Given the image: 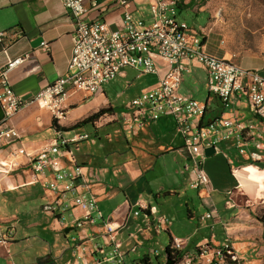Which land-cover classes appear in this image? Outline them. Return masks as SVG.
Wrapping results in <instances>:
<instances>
[{"label":"crops","instance_id":"crops-1","mask_svg":"<svg viewBox=\"0 0 264 264\" xmlns=\"http://www.w3.org/2000/svg\"><path fill=\"white\" fill-rule=\"evenodd\" d=\"M96 1V7L88 1V18L102 19L112 29L121 30L124 9L115 6V0ZM150 1L131 0L129 8L135 18L144 19L147 24L151 22ZM217 15L215 3L211 0L179 2V18L202 35L207 52L242 67L258 69L264 75V42L257 48L236 49L227 40ZM73 31V18L60 0H0V34L4 33L0 35V69L15 58H25L9 73L16 92L36 93L67 73ZM43 42H48L49 47L43 48ZM158 63L160 74L143 73L131 67L124 70L121 77L136 73L138 78L129 83L127 89L131 93L126 101H119L126 88L115 89L111 84L113 79L94 95L73 92L68 101L67 118L60 122L61 126L69 127L101 108L115 109L93 123L63 131L66 136L73 131L88 132L91 136L74 151L75 159L94 172L88 177L90 189L98 199L104 219L122 224L117 239L125 255L143 248L148 250L145 254L152 256L151 249L159 241H164L163 234L166 233L169 243L175 237L184 239L185 252L201 245L213 247L229 241L238 256L237 264H264V187L260 174L264 172V160L250 161L240 153L237 138L232 137L218 143L216 152L205 154L203 158L209 184L191 188L192 174L184 168L187 163H193V158L184 148V136L174 117L164 115L159 119H143L130 107L134 98L158 83L159 76L166 70L163 62ZM187 63L189 70L183 73L179 92L206 104L204 114L194 119L195 125L205 126L220 117H230L244 124L254 123L264 140V123L256 117L248 100L234 97L225 106L209 91L206 69L195 61ZM3 115L0 105V122ZM52 120L49 111L35 105L16 113L11 124L23 134L22 144L29 151H38L56 136ZM89 125L91 129H88ZM245 140V147L251 149L255 137L247 136ZM16 145L0 149V157L8 155ZM14 172L5 176L4 184L0 185V198L18 192L16 200L23 209L21 214L13 213L6 218L7 223L0 222V230L16 225L21 217L23 223L38 224L45 234L49 233L43 238L34 264H74L72 236L87 237L84 241L87 248H93L94 243L101 241L90 236L101 226L73 228L75 234H66L47 209L53 198L51 192L42 182H33L30 170L23 168ZM11 184L14 188L8 189L7 185ZM33 199L40 201V211L35 215L32 214L34 207H27L29 200ZM140 202L155 207L154 216L149 215L151 219L165 215L167 229L158 233L146 224L143 214L135 215ZM160 202L163 207H159ZM208 211L213 212L212 216L203 220L202 216ZM75 212L80 215L82 210L77 208ZM2 219L5 218L0 216ZM16 235L17 227L7 243H0V264L30 262L29 259L21 262L15 257L14 247L19 242ZM140 257L142 255H135L130 263L125 258V263L132 264Z\"/></svg>","mask_w":264,"mask_h":264},{"label":"built area","instance_id":"built-area-1","mask_svg":"<svg viewBox=\"0 0 264 264\" xmlns=\"http://www.w3.org/2000/svg\"><path fill=\"white\" fill-rule=\"evenodd\" d=\"M74 21L72 53L67 73L46 84L33 94H21L14 90L9 73L22 64L24 57L9 61L0 69V105L3 119L0 122V149L17 144L13 151L0 157V185L5 176L20 169H28L33 182H42L53 198L47 209L60 222L62 228L72 226L82 229L100 227L90 236L100 238L93 248H87V237L75 235L70 238L74 264H126L125 252L117 239L121 223L106 220L98 207V199L90 189L88 177L94 172L77 163L75 150L83 141L91 138L88 132L73 131L66 136L56 130V136L38 151H29L23 144V134L11 124L20 110L39 106L52 114L59 124L67 118L68 101L73 92L90 95L98 93L104 84L124 75L128 67L143 73L160 74L164 63L166 70L158 83L143 91L131 101L130 107L138 117L159 119L171 115L178 130L184 136V148L193 158L185 170L192 174L191 188L209 184L210 179L203 166L205 148L236 137L240 153L253 163L264 160V140L254 123L244 124L230 117H220L205 126H197L195 118L204 114L206 104L179 92L183 73L189 70L188 61L200 63L207 71L209 91L219 97L225 106L232 98L245 97L253 106L256 117L264 123V75L258 69L245 68L237 63L207 52L202 35L178 16L180 0H151V22L133 16L129 10L131 0H115L114 5L124 9L123 28L112 29L102 19L90 20L89 3L96 7V0H60ZM1 36L4 33L0 34ZM48 48V42L42 43ZM255 137L251 149H247L246 137ZM8 189L14 185H7ZM140 204L135 215L143 214L146 224L156 232L167 229L168 218L156 213L155 207ZM82 213L77 215L75 209ZM148 210V213L146 212ZM208 211L202 216H212ZM69 221H64V217ZM15 234L14 225L0 230V243H7ZM185 240H172L175 264H237L238 256L229 241L210 247L208 244L196 250L184 251ZM151 253L159 255L156 249Z\"/></svg>","mask_w":264,"mask_h":264},{"label":"rangeland","instance_id":"rangeland-1","mask_svg":"<svg viewBox=\"0 0 264 264\" xmlns=\"http://www.w3.org/2000/svg\"><path fill=\"white\" fill-rule=\"evenodd\" d=\"M211 1L215 3L216 13L218 12L216 19H219L220 23L223 24V32L226 35L227 40L236 49L257 48L258 45L264 42V0ZM137 79L136 73H130L126 78L117 76L112 80L111 84L115 86V89L124 90L126 88L124 90L126 91L125 94L119 100L120 102L129 99L128 97L131 92L127 88L129 83H134ZM88 129H91V125L88 126ZM262 174H264V172L261 173V175ZM262 185L264 187V180ZM17 197L18 192H12L5 195V197L0 198V216L5 218L0 220V222L7 223L8 219L6 218L10 217L13 213L18 215L21 214L20 211H22L23 208L17 202ZM39 200H29V204H27V207H34L32 210L33 215L40 211ZM158 205L159 207H163L161 202ZM20 219L21 217H19L17 223L15 222L16 225H14L15 231L17 227L16 237L17 241H19L14 247V253H16L15 257L21 262L24 260L28 261L29 259V261L34 264L37 255L40 254L43 238L48 237L49 233L45 234L38 224L31 225L30 222L23 223ZM64 221H69V217L65 216ZM73 234H75L74 230L68 233L69 236ZM163 236H165L164 241H159L153 246L159 254V256H156L152 253L151 257L153 264L165 263L166 247L169 244V237L166 233H164ZM146 251L148 250L143 248H140L139 252L133 250L130 255H125V258L127 262L130 263L135 255L143 256ZM30 262L27 264H30Z\"/></svg>","mask_w":264,"mask_h":264},{"label":"trees","instance_id":"trees-1","mask_svg":"<svg viewBox=\"0 0 264 264\" xmlns=\"http://www.w3.org/2000/svg\"><path fill=\"white\" fill-rule=\"evenodd\" d=\"M115 109L113 107H104L99 109L98 111L88 115L87 117L79 120L77 123H75L72 126L66 127V126H61L55 119L52 120L53 126L56 128V130H62V131H68L72 130L78 127H83L89 123H93L100 119L103 115L107 113H113ZM264 219V218H263ZM264 221V220H263ZM172 240H170V243L166 247V251L170 253L172 257L175 256L174 250L172 248ZM132 264H153L152 262V257L149 254H145L144 256L140 257L139 259H136L132 262Z\"/></svg>","mask_w":264,"mask_h":264},{"label":"water","instance_id":"water-1","mask_svg":"<svg viewBox=\"0 0 264 264\" xmlns=\"http://www.w3.org/2000/svg\"><path fill=\"white\" fill-rule=\"evenodd\" d=\"M216 152V146L213 145V146H210V147H206L205 148V154L206 155H212ZM73 230V227L72 226H68L66 228H64V232L67 234L69 232H71ZM166 260H165V263L164 264H175V259L170 255L169 252L166 251ZM39 262H41V259L38 260Z\"/></svg>","mask_w":264,"mask_h":264},{"label":"bare ground","instance_id":"bare-ground-1","mask_svg":"<svg viewBox=\"0 0 264 264\" xmlns=\"http://www.w3.org/2000/svg\"><path fill=\"white\" fill-rule=\"evenodd\" d=\"M258 171V170H257ZM261 174V173H260ZM261 176H263V174L261 175ZM263 180H264V176H263V178H262Z\"/></svg>","mask_w":264,"mask_h":264}]
</instances>
